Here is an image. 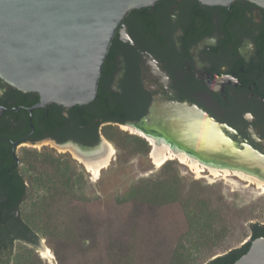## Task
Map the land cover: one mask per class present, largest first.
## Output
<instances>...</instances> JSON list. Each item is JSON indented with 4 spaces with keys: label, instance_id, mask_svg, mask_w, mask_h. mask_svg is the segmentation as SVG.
I'll list each match as a JSON object with an SVG mask.
<instances>
[{
    "label": "flooded vegetation",
    "instance_id": "af4514ba",
    "mask_svg": "<svg viewBox=\"0 0 264 264\" xmlns=\"http://www.w3.org/2000/svg\"><path fill=\"white\" fill-rule=\"evenodd\" d=\"M99 90L109 106L124 109L127 120L99 117V106L90 104L86 117L94 125L85 128L80 124L83 107L40 106L38 94L20 91L0 78V229L15 230L9 213L19 219V206L11 208L4 182L22 175L28 148L71 146L93 155L103 145L104 127L137 129L145 118L152 121L153 110L164 112L170 104L198 108L241 150L251 149L264 164V8L245 0L229 7L161 0L155 7L134 10L114 38ZM146 128L140 132H148ZM138 136L152 148L146 137ZM258 174L264 177V170ZM10 237L13 246L20 242ZM35 237L28 236L31 243ZM260 238L264 223L252 224L248 239L207 264H236Z\"/></svg>",
    "mask_w": 264,
    "mask_h": 264
},
{
    "label": "water",
    "instance_id": "95a60500",
    "mask_svg": "<svg viewBox=\"0 0 264 264\" xmlns=\"http://www.w3.org/2000/svg\"><path fill=\"white\" fill-rule=\"evenodd\" d=\"M159 1L0 0V78L20 91L38 94L40 106H88L98 98L105 62L126 16ZM198 1L229 7L239 0ZM245 1L264 8V0ZM158 113L153 110L152 121L145 118L136 128L146 131L149 126L143 133L150 137L164 133L204 163L255 174L264 170L254 151L241 150L198 108L170 104ZM91 156L86 153L83 160L95 165ZM236 264H264V238L256 240Z\"/></svg>",
    "mask_w": 264,
    "mask_h": 264
},
{
    "label": "trees",
    "instance_id": "16d2710c",
    "mask_svg": "<svg viewBox=\"0 0 264 264\" xmlns=\"http://www.w3.org/2000/svg\"><path fill=\"white\" fill-rule=\"evenodd\" d=\"M97 105L99 117H121L122 122L128 119L123 108L108 105L102 90H98V98L91 104ZM88 109V106L82 109L85 114L80 124L85 128L94 125L92 119L86 117ZM102 134L119 149L129 150L132 154L147 156L151 151L146 140L122 133L112 125L104 127ZM22 162L26 166L24 173L14 182H4L11 208L19 206V219L9 213L8 217L16 223L15 230L0 229L3 233L2 238L0 236V264H37L35 250L41 238L57 247L55 251L61 264H195L196 252L224 236L215 228L216 212L209 211L203 200L195 202V191L187 199L182 197L181 180L170 172L172 161L164 165L163 177L144 180L117 197L118 206L134 205L128 222L95 219L88 214L81 205L87 199L79 194L77 187L84 183L83 176L76 174L65 160L50 153L27 151ZM25 173L31 175V186L26 185ZM178 201L185 208L188 230L169 247L159 226L151 219H142L141 209L145 206L153 214ZM10 235L20 240L15 254ZM29 235L36 236L35 243H31ZM99 236L106 239V243L103 255L97 259L92 255V247H96L95 240ZM87 242H91V246L86 247Z\"/></svg>",
    "mask_w": 264,
    "mask_h": 264
},
{
    "label": "rangeland",
    "instance_id": "374dc122",
    "mask_svg": "<svg viewBox=\"0 0 264 264\" xmlns=\"http://www.w3.org/2000/svg\"><path fill=\"white\" fill-rule=\"evenodd\" d=\"M115 127L122 133L138 136L123 127ZM104 140L111 144L115 154L108 167L101 171L97 181H92L91 175L85 169V164L70 152L61 151L54 148L53 145L44 147L38 145L36 148L28 149L37 153H50L56 158H61L71 165L76 174L83 176L84 183L77 187L80 190L79 194L81 193L87 200L81 202V205L93 218L120 219L128 222L133 215L134 205L118 206L117 197L124 195L131 187L139 185L144 180L163 177L164 165L157 167L153 164L150 155L132 154L129 150L119 149L116 144L106 138L103 139V143ZM170 161L174 163L170 170L171 174H177L181 180L182 197L187 199L193 194L192 191H195L196 199L194 201L203 200L208 204L209 211L216 212L215 228L224 233L223 237L195 253V264H207L213 256L223 254L238 246L240 242L250 237L252 224L264 223V195L260 194L255 185L234 176L225 180L209 178V173L198 176L179 161ZM25 167L24 165L22 169ZM25 178L28 185L31 186V175L25 173ZM38 194L36 192V195ZM141 210H143L142 219H151L159 226L164 233L166 245L169 247L176 244L188 230L186 211L181 201L166 205L160 212L154 211L155 214L154 212L151 214L150 209L145 206ZM95 241L96 247H92V255L98 259L104 253L106 239L99 236ZM19 245L20 243H15L14 254ZM85 245L86 247L91 246V242H87ZM44 248L50 249L51 258L42 256L41 252ZM56 248L48 239L41 238L35 250L37 264H61L56 255Z\"/></svg>",
    "mask_w": 264,
    "mask_h": 264
},
{
    "label": "bare ground",
    "instance_id": "6f19581e",
    "mask_svg": "<svg viewBox=\"0 0 264 264\" xmlns=\"http://www.w3.org/2000/svg\"><path fill=\"white\" fill-rule=\"evenodd\" d=\"M160 112L158 116H160ZM124 129L133 132L134 134L146 137L155 147L150 155L153 164L157 167L165 165L170 160H177L181 164L189 167L196 175L201 176L202 174L209 173V178L215 180L228 179L230 177H238L243 181L250 182L255 185L260 192L264 195V177L260 174H255L254 172L243 170L241 168H231L222 167L219 165H212L210 163L201 162L194 155L181 150L177 145L168 141V139H162L159 137H150L140 132L139 130L133 128L132 126H123ZM61 151H68L74 155L76 159H80L81 163L85 164V169L91 175L92 181H97L100 177L101 171L108 167L110 160L113 158L115 151L110 143L104 140V143L99 150L93 154L91 157L96 161L95 165L92 163L84 161L83 156L79 151L75 150L73 147L68 146L67 148H58ZM42 256L44 258H51L52 253L49 248H44L42 250Z\"/></svg>",
    "mask_w": 264,
    "mask_h": 264
}]
</instances>
